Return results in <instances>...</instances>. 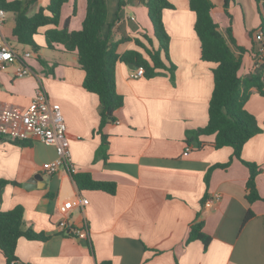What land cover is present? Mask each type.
I'll list each match as a JSON object with an SVG mask.
<instances>
[{
    "label": "crops",
    "instance_id": "crops-1",
    "mask_svg": "<svg viewBox=\"0 0 264 264\" xmlns=\"http://www.w3.org/2000/svg\"><path fill=\"white\" fill-rule=\"evenodd\" d=\"M49 1L38 0L30 13ZM210 1L211 15L225 35L229 18L224 0ZM168 2L173 9L162 12L169 37V61L161 53L166 69L150 79H133L135 70L128 63L116 62L115 91L122 106L114 112V121L102 129L104 145L98 133L101 106L96 95L83 89L85 74L75 54L55 48L50 50L55 56L44 57L43 48L29 59L0 66V106L25 109L34 98L39 77L49 101L61 108L75 173L115 184L113 195L79 190L64 170L55 174L43 170V164L56 158L54 147L34 138L0 140V182H4L0 212L21 206L24 228L47 237L44 241L20 238L15 249L17 264H264V201L248 204L245 200L248 168L233 159L227 169H214L206 183L208 170L226 163L233 150L215 149L214 135L199 137L205 143L201 149L185 141L186 131L207 124L216 65L201 60L194 31L196 16L188 0ZM250 2L252 14L249 22L243 21L244 39L240 41L232 28L237 45L246 50L238 73L241 78L253 73L255 53H261L264 67V35L261 43L254 38L259 18L256 5ZM106 5L102 36L117 44L118 55L135 51L149 60L146 50H156L158 43L147 9L139 0H106ZM85 6V0H69L61 8L59 26L68 20L70 31L80 30ZM237 8L242 9L239 0L229 2L232 20ZM13 26L8 28L5 19L3 33L8 43L15 41ZM47 29L35 36L41 47ZM246 32H252L251 39ZM22 63L31 74L17 78L15 71ZM244 108L262 132L243 145L240 155L261 170L256 183L264 199V93L251 88ZM187 147L190 152L184 156ZM216 195L218 200H214ZM81 199L88 201L84 207ZM248 212L252 215L247 219ZM197 217L210 237L205 250L201 241L187 243L189 227ZM62 220L71 227L86 222L88 239L66 235L58 227ZM0 264H6L1 253Z\"/></svg>",
    "mask_w": 264,
    "mask_h": 264
},
{
    "label": "trees",
    "instance_id": "trees-1",
    "mask_svg": "<svg viewBox=\"0 0 264 264\" xmlns=\"http://www.w3.org/2000/svg\"><path fill=\"white\" fill-rule=\"evenodd\" d=\"M38 0H0V8L7 13L14 14V26L11 31L16 43L30 47L35 54L41 49L55 50L61 48L65 53L77 56L78 65L84 72L82 87L88 93L98 97L101 111L98 133L102 144H106V136L102 134L103 127L114 121V112L122 106V98L115 91V64L117 61L131 63L142 68L144 77L153 78L158 70L166 69L161 60V53L169 61V37L164 29L162 12L173 9L168 0H139L147 9L148 20L152 26L153 36L158 48L147 51L149 60L135 51L122 55L116 53L117 44L110 43L102 36V29L107 21L106 0H85V15L78 31L68 29V20L60 27L61 8L69 0H50L47 6L40 7L35 13L30 9ZM224 0V12L229 18V25L225 35L219 31L211 11L214 8L210 0H188L189 9L195 13L194 31L200 43V56L204 62L215 64L212 69L213 90L208 104V121L203 128L186 131L187 145L201 149L205 143L199 141L201 136L214 135L212 146L215 149L230 147L232 156L224 164L212 166L205 176L208 183L214 169H227L233 159L239 160L248 168L249 176L245 185V200L252 204L263 200L257 190L259 167L241 159L243 145L262 132L255 117L248 113L244 105L250 96L251 88L262 95L264 88V67L255 68L244 78L238 73L242 65V55L246 50L238 46L233 35L231 15L228 13L229 2ZM257 7L259 18L258 31L264 35V0H253ZM75 13V5L73 8ZM48 28L43 33L44 47L38 45L35 36L39 30ZM252 32H246L247 39H251ZM148 40V39H147ZM137 45L140 43L136 41ZM238 52V54L236 53ZM254 54L253 52H251ZM42 66L45 62L37 57ZM171 66L170 71L173 72ZM79 190H98L109 194L115 193V184L94 181L87 173L69 174ZM4 182H0V192ZM248 212L247 219L251 217ZM24 210L17 206L11 210L0 212V253L6 264L16 260L15 249L20 238L32 241H44L47 237L25 229ZM88 237L85 236L84 240ZM201 241L204 250L210 243V237L203 232V222L197 219L190 225L187 243Z\"/></svg>",
    "mask_w": 264,
    "mask_h": 264
},
{
    "label": "built area",
    "instance_id": "built-area-1",
    "mask_svg": "<svg viewBox=\"0 0 264 264\" xmlns=\"http://www.w3.org/2000/svg\"><path fill=\"white\" fill-rule=\"evenodd\" d=\"M122 1L127 2L128 0ZM6 15L7 12L0 8V66L23 61L31 57L30 52L19 55L9 45L3 33ZM254 38L261 43L263 35L258 31L255 33ZM253 61L254 68H258L263 64L260 52L253 55ZM29 74H31V71L24 63L19 64L15 71V77L17 78H22ZM143 75V69L139 67L132 72L131 78L136 79L143 77ZM37 81L38 86L35 90L34 98L25 109L0 106V140L25 141L29 138H34L55 149L56 158L42 166L45 172L55 174L60 170H64L68 174L75 173L61 108L58 104L49 101L39 77H37ZM189 152L190 148L187 147L183 155L186 156ZM218 198L219 196L216 195L214 200H218ZM87 203L86 199H81L79 202L81 207H84ZM58 227L71 237H85L88 235L86 222L79 227H71L68 226L65 220H62L59 222ZM10 264H17V262L14 260Z\"/></svg>",
    "mask_w": 264,
    "mask_h": 264
},
{
    "label": "rangeland",
    "instance_id": "rangeland-1",
    "mask_svg": "<svg viewBox=\"0 0 264 264\" xmlns=\"http://www.w3.org/2000/svg\"><path fill=\"white\" fill-rule=\"evenodd\" d=\"M239 2L241 4L242 9L241 11H239L238 10L239 8H237L236 11H239V12L234 13V19L232 20V17H231V22H232V28L234 29L236 36L241 41L242 38L244 39V36L242 33L243 21L244 19H245V22H249L251 20L252 9H251L250 0H239ZM71 9L73 10V7H71ZM13 24H14V14L8 13L6 16V25L9 28L13 26ZM9 43L22 54L24 52L33 53V50L30 47L19 45L13 39H10ZM41 53H42V56L44 57H50L51 55H54V52L48 49H43Z\"/></svg>",
    "mask_w": 264,
    "mask_h": 264
},
{
    "label": "water",
    "instance_id": "water-1",
    "mask_svg": "<svg viewBox=\"0 0 264 264\" xmlns=\"http://www.w3.org/2000/svg\"><path fill=\"white\" fill-rule=\"evenodd\" d=\"M128 66H129L130 68L134 69V70H136V69L138 68L136 65H133V64H130V63H128ZM35 179H36V180H40V177H36ZM24 188H25V189H30L31 187H29V186H24Z\"/></svg>",
    "mask_w": 264,
    "mask_h": 264
}]
</instances>
